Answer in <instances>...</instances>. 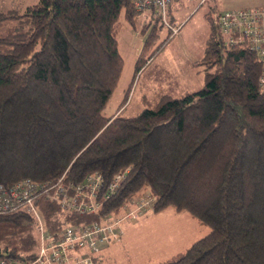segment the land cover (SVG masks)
Returning a JSON list of instances; mask_svg holds the SVG:
<instances>
[{"label":"trees","instance_id":"obj_1","mask_svg":"<svg viewBox=\"0 0 264 264\" xmlns=\"http://www.w3.org/2000/svg\"><path fill=\"white\" fill-rule=\"evenodd\" d=\"M144 9L161 19L154 6L137 9L132 0H34L0 9V180L61 173L79 180L92 170L107 180L123 171L97 210L75 213L36 197L45 226L100 220L142 193L153 211L186 209L209 226L183 250L145 264H264L258 53L246 39L229 42L219 11L209 8L196 61L206 69L203 84L162 92L135 113L105 114L123 61L118 15L134 26ZM150 54L139 55L136 67ZM37 244L30 212H0V255L30 256Z\"/></svg>","mask_w":264,"mask_h":264},{"label":"rangeland","instance_id":"obj_2","mask_svg":"<svg viewBox=\"0 0 264 264\" xmlns=\"http://www.w3.org/2000/svg\"><path fill=\"white\" fill-rule=\"evenodd\" d=\"M31 1L34 0H0V9L21 8ZM242 1L172 0L168 19L177 30L170 33L171 28L157 17L150 16L148 24L141 28L144 21L132 26L121 11L116 36L122 67L103 112L135 113L152 104L162 92L179 94L202 85L206 69L196 61L203 54L209 29L204 12L210 8L216 16L224 8L239 7ZM250 1L247 5H264V0ZM149 54L136 67L137 57ZM127 208L122 206L116 214H124ZM116 228L118 238L101 244L102 264H145L164 259L183 250L209 226L186 209L166 206L153 211L150 202L137 217L123 218Z\"/></svg>","mask_w":264,"mask_h":264},{"label":"built area","instance_id":"obj_3","mask_svg":"<svg viewBox=\"0 0 264 264\" xmlns=\"http://www.w3.org/2000/svg\"><path fill=\"white\" fill-rule=\"evenodd\" d=\"M170 1L132 0L137 9L154 6L158 16L171 31H175L177 27L166 17V6ZM217 18L229 42L246 39L258 53L261 61L258 83L264 91V5L224 8L218 12ZM123 177V171H117L105 180L99 170H92L79 180L65 178L63 173L43 181L30 176H22L12 182L0 180V212L12 209L30 212L38 239L32 255H0V264H100L101 244L117 239L118 222L123 218L137 217L146 204L150 205L151 197L136 193L123 204L128 207L124 214H106L100 220L65 222L53 229L45 226L36 197H46L62 209L75 213L93 211L101 207L103 199L110 195Z\"/></svg>","mask_w":264,"mask_h":264},{"label":"crops","instance_id":"obj_4","mask_svg":"<svg viewBox=\"0 0 264 264\" xmlns=\"http://www.w3.org/2000/svg\"><path fill=\"white\" fill-rule=\"evenodd\" d=\"M249 2H251L250 0H248V1H242V2H240L242 5H240V6H244V5H247ZM150 9H144V10H141L140 11V13H139V21H146L147 19H149L150 18Z\"/></svg>","mask_w":264,"mask_h":264}]
</instances>
